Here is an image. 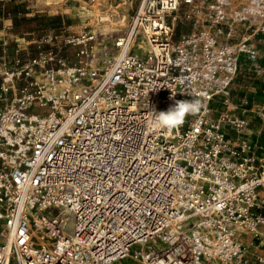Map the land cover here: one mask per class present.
<instances>
[{"label": "built area", "instance_id": "1", "mask_svg": "<svg viewBox=\"0 0 264 264\" xmlns=\"http://www.w3.org/2000/svg\"><path fill=\"white\" fill-rule=\"evenodd\" d=\"M262 35L264 0H138L106 75L94 35L4 50L0 264H264V103L232 102Z\"/></svg>", "mask_w": 264, "mask_h": 264}, {"label": "rangeland", "instance_id": "2", "mask_svg": "<svg viewBox=\"0 0 264 264\" xmlns=\"http://www.w3.org/2000/svg\"><path fill=\"white\" fill-rule=\"evenodd\" d=\"M137 5L138 0H0V30L7 25L12 32L6 38H0V56L6 50L7 57L11 58L17 42L37 40L43 34L50 33L57 36V39L94 35V40L88 44L87 49L93 55V66L103 68L104 63L117 57L119 52L113 45L114 38L125 33ZM13 32H18L17 39L13 38ZM30 32L29 36H24ZM21 37L26 38L23 40ZM260 37L264 39V35ZM259 48L256 61L244 62L232 85L233 105L245 97L248 99L249 109L254 111L264 103V97L260 94L264 79L262 42ZM257 120L250 115L248 133L256 145V153L264 154V124Z\"/></svg>", "mask_w": 264, "mask_h": 264}, {"label": "clouds", "instance_id": "3", "mask_svg": "<svg viewBox=\"0 0 264 264\" xmlns=\"http://www.w3.org/2000/svg\"><path fill=\"white\" fill-rule=\"evenodd\" d=\"M201 107V101L193 99L192 101H176L174 107L167 112L154 114L156 121L163 126H176L183 122L186 115L198 112Z\"/></svg>", "mask_w": 264, "mask_h": 264}, {"label": "bare ground", "instance_id": "4", "mask_svg": "<svg viewBox=\"0 0 264 264\" xmlns=\"http://www.w3.org/2000/svg\"><path fill=\"white\" fill-rule=\"evenodd\" d=\"M113 9V8H112ZM91 11H93V10H91ZM106 16V15H105ZM99 18V17H98ZM105 18V17H104ZM103 18V19H104ZM105 20V19H104ZM91 21V20H90ZM139 42H140V40H139V38L136 36L135 38H134V40H133V43H132V47H136L138 44H139ZM127 50H128V48H127ZM126 51V49L124 48V49H122V52H121V54H123L124 52ZM113 64V60H111V61H108L107 63H106V68L104 69V73H105V75L108 73V70H109V67L111 66ZM101 85V81H99V80H93V82H92V85H90V86H86L85 88H89L88 89V91H94L95 89H99L98 87ZM10 226V225H9ZM7 228H8V226L6 225V228H5V231H4V235H5V237L6 236H8V233H7Z\"/></svg>", "mask_w": 264, "mask_h": 264}, {"label": "crops", "instance_id": "5", "mask_svg": "<svg viewBox=\"0 0 264 264\" xmlns=\"http://www.w3.org/2000/svg\"><path fill=\"white\" fill-rule=\"evenodd\" d=\"M9 28L10 27H8L7 25H5L3 28H1V30H0V35H1L0 38L2 36H5V38H6L8 36V34H11L12 33ZM13 33L15 34V36L13 38H16L17 39L18 32H13Z\"/></svg>", "mask_w": 264, "mask_h": 264}]
</instances>
